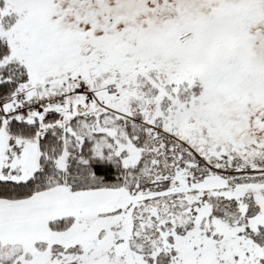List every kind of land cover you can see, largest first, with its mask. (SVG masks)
<instances>
[{"label": "snow or ice", "instance_id": "6c2138e0", "mask_svg": "<svg viewBox=\"0 0 264 264\" xmlns=\"http://www.w3.org/2000/svg\"><path fill=\"white\" fill-rule=\"evenodd\" d=\"M0 264H264V0H0Z\"/></svg>", "mask_w": 264, "mask_h": 264}]
</instances>
